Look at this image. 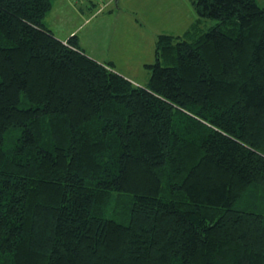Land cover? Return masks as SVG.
I'll return each instance as SVG.
<instances>
[{
	"label": "trees",
	"instance_id": "trees-1",
	"mask_svg": "<svg viewBox=\"0 0 264 264\" xmlns=\"http://www.w3.org/2000/svg\"><path fill=\"white\" fill-rule=\"evenodd\" d=\"M193 5L137 86L0 0V264H264V6Z\"/></svg>",
	"mask_w": 264,
	"mask_h": 264
},
{
	"label": "crops",
	"instance_id": "crops-1",
	"mask_svg": "<svg viewBox=\"0 0 264 264\" xmlns=\"http://www.w3.org/2000/svg\"><path fill=\"white\" fill-rule=\"evenodd\" d=\"M164 2L165 1L160 2V4L156 7V10L148 18L144 16L139 18H142L147 25L150 24L151 27H164L166 20L173 16L172 11L174 10L173 8H168L166 11H162ZM97 7H100V4H98L95 0H83L76 5H73L69 0H53V7L50 13L46 16L45 23L48 28L62 40H66L72 35H76L80 47L87 52L89 51L90 53L88 54L92 58H95L99 62L111 61L115 63L118 71L123 73L121 71L122 64H119L115 60L114 54L117 51H123L124 53L122 56L129 57L128 49L133 47L132 45L135 46L134 42L138 43L140 46L144 45V43L141 42L146 40V37L149 36L150 33L148 32V29L142 26L147 25H143L139 22L138 18H135L134 21L129 19L125 22L124 20H121L122 18H120L118 19L120 24L115 25L105 39L107 31H103L105 26L104 24L98 23L97 25L88 28L92 24V21L101 14L94 15ZM131 12V15L137 14L136 11ZM162 12L166 15L165 18H162ZM74 15H76L78 19H76ZM75 19L77 22H75ZM158 28H153V30ZM158 32H160L159 34H173L172 32H165L163 30H158ZM115 34L118 36L120 35L121 38V42L118 45H115L113 40V36ZM136 35L139 37H135ZM104 42H106V45H104ZM150 45H153L152 42H150ZM145 47H149V42L146 41Z\"/></svg>",
	"mask_w": 264,
	"mask_h": 264
},
{
	"label": "rangeland",
	"instance_id": "rangeland-1",
	"mask_svg": "<svg viewBox=\"0 0 264 264\" xmlns=\"http://www.w3.org/2000/svg\"><path fill=\"white\" fill-rule=\"evenodd\" d=\"M111 0H103V4H100V7H97L96 14H100L96 19L92 21V24L88 27H92L94 25L104 24L103 31L106 32V37L108 36L109 32L115 27V25L120 24L118 19L122 18L121 20L124 22L126 20L132 19L133 21L135 18L139 19V22H141L143 25H147V23L139 17H149L155 10L158 4L160 2H164V6L162 8V11H166L168 8H173L172 11L173 16L170 19L166 20V23L164 24V27L158 28V27H151V25L142 26L148 29V32L150 33L149 36L146 37V40H144L141 43H144V45L140 46L138 43H135V46L130 47L128 49V55L129 57H123V51H115L114 54L115 60L122 64L121 71L123 73H120L124 78H127L130 80L134 85H140L143 86L145 83H147L149 71L145 69L144 65L148 63H152L154 61V50H155V40L156 36L160 33L158 30H163L165 32H172L174 35L180 36L183 34L186 30H188L192 25L197 23V14L194 9L193 0H115L110 4ZM258 4L260 6H264V0H258ZM102 6H104V11H101ZM131 11H136V15H131ZM162 18H165V14L161 13ZM76 19V15H74ZM75 19V22L77 20ZM211 22L206 23V27H209ZM198 26V25H197ZM205 26H203L204 28ZM153 28H158L154 29ZM205 29V28H204ZM59 35V34H58ZM135 37H139L136 35ZM104 39V40H105ZM113 40L115 45H118L121 42L120 35L118 36L115 34L113 36ZM90 41V40H89ZM146 41L149 42V47L146 46ZM150 42H152V46L150 45ZM104 45H106V42H104ZM151 46V49H150ZM153 52V53H152ZM87 53H90L89 51ZM126 58V59H124ZM128 59V61H127ZM127 63V65H126ZM126 65V66H125ZM255 197V199H258L259 194L258 192H253L249 195L250 201L249 206L251 205L252 199ZM258 201V200H257ZM247 202H245L246 204Z\"/></svg>",
	"mask_w": 264,
	"mask_h": 264
}]
</instances>
